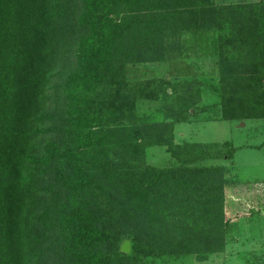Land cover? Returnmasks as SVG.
Listing matches in <instances>:
<instances>
[{
	"label": "trees",
	"instance_id": "1",
	"mask_svg": "<svg viewBox=\"0 0 264 264\" xmlns=\"http://www.w3.org/2000/svg\"><path fill=\"white\" fill-rule=\"evenodd\" d=\"M206 31L218 34V78H130L181 54L182 34ZM204 90L218 102L199 106ZM210 112L264 120V0H0V264L220 251L226 180L207 163L235 149L172 141L175 125ZM153 146L166 147L165 164L146 163Z\"/></svg>",
	"mask_w": 264,
	"mask_h": 264
},
{
	"label": "rangeland",
	"instance_id": "2",
	"mask_svg": "<svg viewBox=\"0 0 264 264\" xmlns=\"http://www.w3.org/2000/svg\"><path fill=\"white\" fill-rule=\"evenodd\" d=\"M214 1L216 4H235L259 0ZM217 36L215 31L182 34L179 39L181 54H176L166 63H146L129 68V76L132 79L163 78L168 82L200 79L204 83L211 78H218V58L215 51ZM70 66L69 61L59 59L56 71H68ZM58 81L57 78L54 80L56 84ZM217 102V98L204 90L199 106L208 107ZM53 106L59 107V103ZM156 108L158 104L145 105L142 112ZM211 115V112L201 114L192 118L189 123L175 125L172 141L173 146L228 142L235 149L230 161L207 163L224 169L226 243L220 251L203 255L204 258L198 259L191 255L166 259L162 264H264V120L213 122L207 120ZM45 141L46 139H41L40 143ZM145 154L146 163L153 166L163 165L170 158L166 147L153 146ZM255 211L258 212L253 213Z\"/></svg>",
	"mask_w": 264,
	"mask_h": 264
},
{
	"label": "water",
	"instance_id": "3",
	"mask_svg": "<svg viewBox=\"0 0 264 264\" xmlns=\"http://www.w3.org/2000/svg\"><path fill=\"white\" fill-rule=\"evenodd\" d=\"M192 112V111H191ZM242 125V123H241ZM131 251V246H130V241L129 240H125L120 244L119 247V252L124 254V255H129Z\"/></svg>",
	"mask_w": 264,
	"mask_h": 264
}]
</instances>
